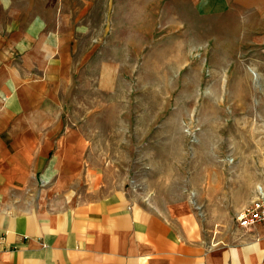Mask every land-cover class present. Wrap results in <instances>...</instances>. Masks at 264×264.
I'll return each mask as SVG.
<instances>
[{"label":"rangeland","instance_id":"374dc122","mask_svg":"<svg viewBox=\"0 0 264 264\" xmlns=\"http://www.w3.org/2000/svg\"><path fill=\"white\" fill-rule=\"evenodd\" d=\"M8 5L70 43L55 86L85 164L143 205L194 213L218 242L264 186V0Z\"/></svg>","mask_w":264,"mask_h":264},{"label":"crops","instance_id":"0c3cea01","mask_svg":"<svg viewBox=\"0 0 264 264\" xmlns=\"http://www.w3.org/2000/svg\"><path fill=\"white\" fill-rule=\"evenodd\" d=\"M8 2L0 0L11 15L0 22V264H264V226L235 223L212 243L194 213L143 205L85 164L84 136L67 128L55 86L68 77L70 43L46 33L36 13L13 16Z\"/></svg>","mask_w":264,"mask_h":264},{"label":"built area","instance_id":"2783aa9c","mask_svg":"<svg viewBox=\"0 0 264 264\" xmlns=\"http://www.w3.org/2000/svg\"><path fill=\"white\" fill-rule=\"evenodd\" d=\"M236 222L243 229L264 226V186H258L255 197L236 215Z\"/></svg>","mask_w":264,"mask_h":264}]
</instances>
